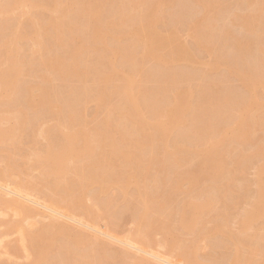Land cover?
<instances>
[{
	"label": "bare ground",
	"instance_id": "bare-ground-1",
	"mask_svg": "<svg viewBox=\"0 0 264 264\" xmlns=\"http://www.w3.org/2000/svg\"><path fill=\"white\" fill-rule=\"evenodd\" d=\"M226 2L0 0V139L9 133L13 145L28 130L48 143L20 169L11 158L0 168V217L11 214L6 227L19 244L28 242L30 251L17 248L32 264L261 263L253 256L263 258L264 235H245L255 217L264 218V201L243 211L241 236L228 229L246 184L233 174L238 161L222 162L214 149L226 144L222 151L241 159L247 147L264 151V136L246 131L264 128L263 116L248 115L264 101V0ZM24 8L36 13L39 39L27 38ZM113 14L123 18L114 21ZM179 28L198 33L197 47L213 57L211 67L225 64L223 75L173 66L194 59L187 44L171 48ZM73 46L85 57L71 67ZM255 64L263 66L259 75ZM24 74L41 82H25ZM72 80L84 84H63ZM113 97L119 100L109 123L85 129V103L103 106ZM56 114L61 125L35 129ZM240 137L243 148L234 146ZM25 169L39 172L34 183L22 179ZM255 174L261 193L264 160ZM218 204L223 212L213 215ZM205 215L224 229L206 232ZM204 240L205 255L198 249Z\"/></svg>",
	"mask_w": 264,
	"mask_h": 264
},
{
	"label": "rangeland",
	"instance_id": "rangeland-1",
	"mask_svg": "<svg viewBox=\"0 0 264 264\" xmlns=\"http://www.w3.org/2000/svg\"><path fill=\"white\" fill-rule=\"evenodd\" d=\"M234 1L235 0H227L226 5H229L233 3ZM253 8H254V4L253 2H251L248 6V9L252 10ZM135 11H136L135 7L131 8V12H135ZM24 13H25L24 18H26L25 21L28 23V28L26 30V32L28 33L27 38H32V39L38 38L39 39V35L36 32L37 31V26H36L37 21H36V18L34 17L36 13L28 8H24ZM48 15L55 17L58 14L55 12H51ZM120 18H123L122 14L112 15V19L114 21H118ZM226 20L230 21L231 19L227 18ZM69 21L70 19L68 17L63 18V24L65 28L69 25ZM159 28L162 29L161 25L159 26ZM199 29H200V26L198 24L196 26L197 32L199 31ZM178 30L179 31H178V35L176 36V41L174 42L171 48H174L175 46L179 44H187L194 54V59L190 61L175 62L173 64L174 67L191 68L194 71H207L210 76L215 77V78L224 74L226 70L225 64L220 62L217 68L211 67V63L213 62V57L209 54L208 51L197 47L198 45V41H197L198 33L197 32L195 33L194 31H191V30H181L180 28ZM232 32L237 37L242 36L240 29L236 25H233ZM207 41L208 42H204V43H206L207 47H209L211 45V42L210 40H207ZM19 44H25V41L24 42L20 41ZM68 53H69V56L67 58V63L71 67L75 66L76 64L81 65L84 62L85 56L83 55V49L73 46L68 49ZM86 61H87V64L89 65L93 63V59H87ZM151 65L152 63L148 64V66H151ZM253 70L255 71L256 74L259 75L263 71V66L260 64H255L253 66ZM21 78H23L25 82H30V84L41 82L40 79L37 78L36 76L29 77L27 74H24L23 76H21ZM136 82L137 84L140 83V75H137L135 77V83ZM230 83L232 85L239 84L233 79H230ZM63 84L65 86L74 87L76 89H79L80 87L83 86L84 83L79 80H72L70 82H65ZM254 93L257 96H259L261 94V89L259 87H256L254 89ZM118 100L119 99L117 97H113L103 106L98 105L93 99H90L87 103H85L84 105L85 118H84V121L82 122V124L85 125V129H90L94 127H102L108 124L109 121L105 120L107 119V113L110 111L112 106H114L118 102ZM252 114L261 115L264 117V101L258 108L253 109L248 115H252ZM54 116L55 117L46 118L44 121L38 122L36 124L35 129L36 130L40 129V131H45L46 129L50 127L56 128V126L61 125L62 120L60 118V115L56 114ZM146 118H147V114L145 112H142L139 119L143 121ZM8 126L9 124L5 123L3 124L2 127L7 128ZM246 131H249V134L247 136H250V137L251 136H256V137L264 136V128L261 130L259 127H255V128H249ZM9 136L10 135L8 133V137H4V138L2 137L0 139L1 140L0 151H5V153L0 152V168H3V166H5L8 159L11 158L16 165H19V169H20L21 165L23 166L24 163H26L30 158L33 157L32 155L33 150L40 152L42 150H45L48 144L44 136H39L38 134H32L28 130L25 131L21 137L14 138V140L12 141L13 145L9 144V141H7L8 138H10ZM238 140H239V143L234 144V146L237 148H243L245 144L247 143V140L245 137H240L238 138ZM227 148H228V145L225 144L223 147L215 148L214 150L216 151L220 150L223 153V155L220 157L222 162L230 163L233 160L238 161V164L236 165L234 170L232 167L233 174H235L237 177H242L245 179V184H246L245 192L241 191L239 192V195L238 193L236 194L240 198L239 204L237 207H234L231 210L230 215L227 218L228 229L232 233H235L241 236L239 230L241 227L240 223H241V217L243 216V211L249 207L248 205L254 206L256 204L261 203V200L264 201V191L259 193L257 189V185H256V174H255L257 166L264 160V151L261 153V152H257L256 149H250L249 147H247L245 148V155H244L245 159H241V156L238 154L227 155L225 152H223L227 150ZM6 151H8L11 154L10 157H8ZM84 162H85V159H84ZM69 164L71 165V162H69ZM22 173L24 174L22 176V179L25 182H29L31 184L34 183L39 177V172L36 170L34 171L31 169H25V171H23ZM7 180H9L10 185L12 186L14 185V182H15L14 177L8 176ZM139 185L141 186L142 184H139ZM217 208H218L217 211H215L213 215H217V213L223 212V208L220 204H218ZM11 219L13 218L11 217V214L9 213L4 217H0V240H1L0 264H32L34 261L33 258H26L25 253H23L21 249L19 250L17 248L19 246L20 248L21 246H24L28 251H30L28 247V242L24 241L23 244H19L16 241L18 238L17 237L18 235L14 231L10 232L8 227H6V223H7L6 221L11 220ZM211 220L212 219H210L208 215H205L200 221V225L209 222L206 224V232L210 234L220 233V231L224 229V226L218 224L221 221L220 220L211 221ZM41 221L46 222L42 219H39L38 223H40ZM174 225H177V224H174ZM250 225L251 227L247 235L245 236H263L264 235V218L255 217L253 221L250 223ZM35 227H32L31 230H34ZM192 237H193L192 235L183 236V238L186 241H189ZM206 243H207L206 240H204V242H200V241L198 242V249L200 253L203 255L210 252V249L208 247L206 248ZM156 250L160 253L165 251L164 249L163 250L156 249ZM231 253H234L233 249ZM261 253L263 256L264 249L261 251ZM253 257L256 258L257 260L262 259L263 262L260 261L261 263H258V264H264V256L263 258L256 256V255H254Z\"/></svg>",
	"mask_w": 264,
	"mask_h": 264
}]
</instances>
